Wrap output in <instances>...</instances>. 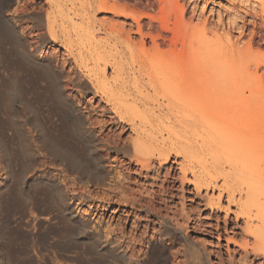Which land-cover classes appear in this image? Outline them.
<instances>
[{"label":"rangeland","instance_id":"rangeland-1","mask_svg":"<svg viewBox=\"0 0 264 264\" xmlns=\"http://www.w3.org/2000/svg\"><path fill=\"white\" fill-rule=\"evenodd\" d=\"M166 1L161 0V6L155 1L152 7L144 9L147 0H123L129 8L154 15L172 30L181 22L196 25L205 21L208 28L214 23L216 35L221 36L228 49L227 58H221L218 65L228 68L226 77H230L233 101L230 104L222 101L221 87L217 93L203 90L195 95L175 89L161 91L156 82L148 80L149 71H142L138 87L142 98L140 109L142 104L147 108L146 120L154 124L165 122L163 113L167 103L178 99V108L187 124L180 135L192 143L218 136L223 126L233 120L241 119L255 126L264 124V0H196L195 5L194 0ZM5 3L7 0H0V14ZM12 3V14H5L10 15L18 29L12 35L16 49L20 51L25 46L24 58L28 61H35V55L41 52L45 59L55 62L56 70L49 65L47 70L62 104L73 108L72 101H80V111L89 116L91 124L78 123L71 137L62 133L60 120L55 125L58 133L50 131L54 127L53 119H57L56 105L48 100L37 77L24 71L19 72L20 77L13 74L12 54L5 49L10 43L6 37L0 39V264H61L58 253L64 243L70 245L74 260L71 264H160L151 259V244L156 252L162 253L164 264H264L263 253L251 251L253 239L245 231L244 218L234 217V206L225 212V197L220 200V208L211 206L209 197L218 192L196 190L188 180L182 181L173 155L168 165L159 167L155 158L161 146L156 141L149 140L137 153H132L130 127L112 119L111 112L103 111L105 105L99 97L78 86V76L83 77L78 75L70 54L48 38L47 18L75 37L65 21V12H60L56 4L53 9L50 0H13ZM69 5L66 0L59 2V7L64 9L70 8ZM1 17L0 34L8 37ZM103 17L111 16L98 15ZM112 21L125 22L122 17ZM77 22L85 25L82 20ZM242 22L246 26L240 28ZM160 32L165 35L164 42L157 40L162 51L180 50L178 44H173L170 31L154 27L150 34L155 37ZM22 37L24 41L19 39ZM131 37L137 41V34ZM148 40L143 42L145 47L151 45ZM104 76L112 79L110 68H106ZM148 83L154 84L155 89ZM177 116L173 115V120ZM192 118L197 121L189 123ZM87 125L92 126L95 138L84 130ZM48 133H54L58 140ZM102 138L118 146L102 148ZM93 147L96 154L91 151ZM256 156L264 165V143ZM147 161L149 166L142 168L141 164ZM225 161V155L220 154V163L225 165ZM98 162L109 172L102 173V184L92 175L96 173L93 165ZM258 188L263 198L264 183H258ZM258 208V214L264 216V207ZM83 220L89 225L85 227Z\"/></svg>","mask_w":264,"mask_h":264},{"label":"bare ground","instance_id":"bare-ground-1","mask_svg":"<svg viewBox=\"0 0 264 264\" xmlns=\"http://www.w3.org/2000/svg\"><path fill=\"white\" fill-rule=\"evenodd\" d=\"M12 1L13 0H7L0 14L8 31V37L5 36L7 34H0V39L6 37L10 43V47L5 49L11 51L9 53L12 54L10 57L13 60V66L11 67L14 71L13 74L20 77L19 72L24 71V73L30 74L29 76L37 77V82L39 86L44 89L48 100L50 99L58 109L57 119L54 118L52 124H54L55 127L56 123L60 120L63 132L60 131L68 137H71L74 135L73 133L76 129V125L78 123L81 125L89 123L90 125V118L80 111V101L79 103L72 101L71 106L73 108L65 107L62 104V99H60V95L56 89L55 81L47 70L48 65L51 66L53 70H56V66L54 65L55 62L53 64L50 58L45 59L41 52L35 55V61H28L24 58L25 46L20 51L16 49V44L15 41H13L12 35L13 31H18V29L11 21L10 15L5 14L6 12L12 14L13 9H10L13 4ZM50 1L53 3V9V6L56 4L60 12L61 10L62 13L65 12L63 16L66 18L65 21L70 25V29L74 31L75 37H72L69 30L61 25L55 26L53 20L47 18L48 38L62 45L68 55L70 54V58L79 72L78 75H82L83 77L80 78V76H78V86H83L86 91L92 92L94 96L99 97L105 105L103 111L111 112L113 114L112 119L117 120L118 123L123 122L130 127L133 133V138L130 142L133 150L132 153H137L142 145L149 140L156 141L161 148L157 153L155 163H157L159 167H165L168 165L171 155H173V163L177 165L179 177L182 181L188 180L196 190L215 189L218 192L216 195L211 193L209 197L211 206L220 208V200L225 197V212L227 213L229 211L230 206L235 207L233 212L234 217L244 218L245 231L253 239L251 251L262 252L264 256V216L261 217L258 214V207H264V197L261 198V190L258 188V183H264V165L256 156L260 144L264 143V134H262V132H264V124L255 126L252 123H245L241 119L233 120L223 126L218 136H207L205 139L203 138L200 143H192L183 140L180 135L181 132L185 131L187 124L184 121L181 110L178 108V99L175 101L173 100L174 102L167 103V108H165L166 110L163 113V118L166 119L165 122L159 121L156 124L151 123L149 120H146L148 115L146 112L147 108L144 109L145 105L142 104L143 109H140L142 98L138 85L139 74L142 71H149V73H146L148 75V80L151 81L150 83L156 82L158 89L161 91L167 92L175 89L183 91L184 94L195 95L202 93L203 90L215 91V93H217L219 91L218 89L221 87L220 89L223 90L222 101L226 104H230L233 101L229 90V86L231 85L230 77H226L228 68L226 69L218 65V61L227 54L228 49L220 39L221 36L219 38L216 35L215 24L210 23L211 27L208 28L205 21L196 25L182 24L181 22L179 25L176 24L172 30L169 26L165 25L164 21H157L154 15L129 8L123 0H66L70 4V8L66 6L68 10L59 7V2L61 0ZM155 1L158 2V6H161V0H147L148 4L145 5V7L143 6L144 9L150 8V6L152 7ZM195 1L196 0L192 1L193 5H195ZM58 9L56 8L57 11ZM100 13L108 14L111 17L98 18ZM115 17H122L125 22L122 21L121 24L118 22L115 23L112 21V18ZM117 19L115 20L117 21ZM78 20H82L85 25H78ZM127 20H130L129 23H126ZM142 20L145 22L142 23ZM140 22L143 25H141ZM126 25L128 27H126ZM245 26L246 23L242 22L240 28ZM154 27H158L163 32L170 31L174 37L173 44H178L180 50L177 52H173V50L170 49L162 51L159 48L160 44L158 41L164 42L165 35L163 36L160 32L161 34L158 33L155 37H152L150 32ZM132 34H137V41L132 39ZM19 39L24 41L23 37ZM146 39H149L148 41L151 43L149 47L144 46L143 42ZM73 47H75V49H73ZM1 48H3V46ZM74 50L76 52H74ZM171 52L173 53L171 54ZM6 54H8V52ZM225 57L227 58V56ZM38 62H45L46 65L44 66ZM100 65L103 66L102 69L99 68ZM106 68L111 69V80H108L104 76ZM205 68L208 69L205 70ZM32 79L33 78H31V80ZM68 81L70 82L71 79L69 78ZM144 83L146 84V82ZM150 86L153 90L155 89L154 84H150ZM77 91L80 92L79 90ZM152 93L154 92L152 91ZM0 97H2V95ZM54 104H52V106ZM171 111H175V114ZM258 111H260L259 108ZM177 113H180L181 116H177ZM173 115H175V117L177 116V119L175 118L173 120ZM195 121H197V118H192L189 123H194ZM89 125H87V128L84 127V130L93 134L92 126ZM54 127L53 130L50 131L56 134L58 133V129ZM177 127L184 128V130L182 129L180 131ZM99 128L101 127L99 126ZM48 134L54 137L53 139L58 140L53 134ZM92 136L95 138L94 134ZM60 137L62 138V136ZM102 140V148L109 149L118 146L116 143L110 145L108 141L103 138ZM124 146L125 145H123V147ZM195 148L202 154L199 155L196 153ZM91 151L96 154L97 149L93 147ZM220 154L225 155V165L220 163ZM178 158L180 159L179 161ZM100 159L99 157V160ZM100 162L93 165L96 173H92V175L102 184L104 181L102 173L108 174L109 172L104 166L100 165ZM149 163L148 161L142 163L141 167L147 168ZM187 174L190 175V178L186 177ZM8 187H10V185ZM258 204H261V206L257 207ZM253 210H255L254 213ZM154 215L156 216L157 214ZM40 216L42 215L40 214ZM45 220H48V218L46 217ZM162 221H166L167 224L169 223L167 219L162 218ZM37 222L39 223L38 220ZM57 222L59 221L57 220ZM82 222L85 224V227L89 225L88 221L83 220ZM54 223L51 224L53 225ZM31 224H29V226ZM56 224L58 225V223ZM25 226H27V224ZM168 228L172 231H176L172 227ZM159 234H162V230L159 231ZM60 251L61 252L58 254L61 264H71L74 261L70 255L71 250L69 243L61 245ZM150 251L151 256H153L151 258L152 260L164 264L165 260L163 259L162 253L156 252L153 244L150 246Z\"/></svg>","mask_w":264,"mask_h":264}]
</instances>
